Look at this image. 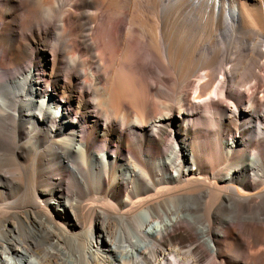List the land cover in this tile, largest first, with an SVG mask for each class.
Instances as JSON below:
<instances>
[{
	"label": "bare ground",
	"instance_id": "bare-ground-1",
	"mask_svg": "<svg viewBox=\"0 0 264 264\" xmlns=\"http://www.w3.org/2000/svg\"><path fill=\"white\" fill-rule=\"evenodd\" d=\"M69 1L59 25L25 32L16 0H0V70L18 72L0 84V123L17 124L19 153L48 146L35 166L47 198L33 191L24 220L4 211L0 264H264V95L243 85L264 63V0ZM61 28L78 62L52 46ZM243 38L251 49L229 59L222 41ZM122 54L145 103L95 110Z\"/></svg>",
	"mask_w": 264,
	"mask_h": 264
},
{
	"label": "rangeland",
	"instance_id": "rangeland-1",
	"mask_svg": "<svg viewBox=\"0 0 264 264\" xmlns=\"http://www.w3.org/2000/svg\"><path fill=\"white\" fill-rule=\"evenodd\" d=\"M51 3H57V9L59 7L68 8L67 4L70 3V1L52 0ZM119 22L116 21V25H113H115L116 27L124 25L122 21ZM55 25H59V20L58 23L56 21ZM214 39L217 40L218 37ZM222 42H225V50L227 57L232 60L239 58V54L237 53L238 49L241 51V53H245L246 51L251 49L250 44L246 42L245 38H243L240 43L235 40L227 42L223 40ZM256 50L258 52L259 50L263 52V47H257ZM146 64L147 66L152 65V63L150 62ZM228 66L229 64L225 62L222 65V68H227ZM251 69L252 70L250 72L254 74L256 73L258 75V79L257 81H254V79H251L250 75L246 72L244 74L246 80L243 85L252 86V88H250V90L248 91L252 92L251 94H253V92H256L254 93V96L256 98H259L261 95H264V63H262L261 56L258 60L257 65L251 67ZM17 73L18 72L15 70H0V84L13 79L17 75ZM160 77L167 78V74L162 73L160 74ZM237 89L242 90L241 87H237ZM191 91L192 90L190 88L183 89V92L188 94H190ZM242 94H244V97H248L250 99L252 98L250 94H245L244 92H242ZM219 98L221 99L220 104L231 105V102L228 99L225 100L222 95H219ZM261 108L264 109V106H261ZM16 125V123L11 122L0 123V217L5 215V211L7 212V215H10L9 217H11L12 219L16 218L20 221V219L24 220V218L26 217V209L29 206L33 205L32 197H34L36 193L41 200H43L47 196V193L43 190L44 187L36 183V179L41 173L37 171L35 166L37 164H40L41 161L44 160V151L46 148H48V146L46 144H42L41 148L38 150L37 155H31L30 153L25 152L19 153V148H21V139H23V136L16 131ZM55 158V162H60V158ZM3 169H6L8 171V174H4L1 171ZM76 186L83 188L84 192L86 188L91 187L92 184H84L80 180H78ZM33 191H35V194H33ZM83 192L79 190L77 191V199L81 200L82 204L89 203V200L80 197V194H83ZM100 204L101 203H98V205ZM117 212H119V209H117ZM31 220L32 217L29 216L27 217L26 222L30 224ZM12 234L14 236L16 235L15 232H13ZM18 234H20V230Z\"/></svg>",
	"mask_w": 264,
	"mask_h": 264
},
{
	"label": "clouds",
	"instance_id": "clouds-1",
	"mask_svg": "<svg viewBox=\"0 0 264 264\" xmlns=\"http://www.w3.org/2000/svg\"><path fill=\"white\" fill-rule=\"evenodd\" d=\"M16 3L22 9L17 13L16 19L25 32L46 26L56 19L55 3H46L45 0H16ZM74 40L75 36L70 31L61 28L51 44L53 47L63 48L69 53V60L78 62L79 57L71 54ZM145 100V84L138 70L136 57L122 54L113 60L106 75L93 86L90 103L95 110L115 113L141 107Z\"/></svg>",
	"mask_w": 264,
	"mask_h": 264
}]
</instances>
